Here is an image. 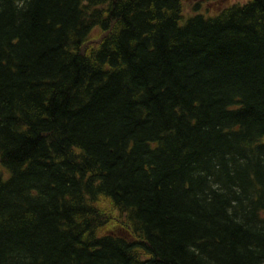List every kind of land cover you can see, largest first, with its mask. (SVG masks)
<instances>
[{"label":"trees","instance_id":"1","mask_svg":"<svg viewBox=\"0 0 264 264\" xmlns=\"http://www.w3.org/2000/svg\"><path fill=\"white\" fill-rule=\"evenodd\" d=\"M213 1L0 0V264H264V0Z\"/></svg>","mask_w":264,"mask_h":264},{"label":"rangeland","instance_id":"2","mask_svg":"<svg viewBox=\"0 0 264 264\" xmlns=\"http://www.w3.org/2000/svg\"><path fill=\"white\" fill-rule=\"evenodd\" d=\"M249 0H224L222 2H218V0H214L211 4L208 5V10L212 11L214 6L220 7V8H224L225 6H228L230 3H240V4H244ZM187 8V6H185V9Z\"/></svg>","mask_w":264,"mask_h":264}]
</instances>
